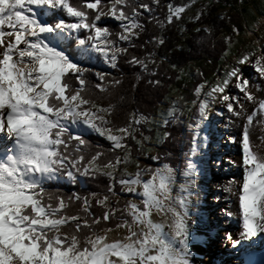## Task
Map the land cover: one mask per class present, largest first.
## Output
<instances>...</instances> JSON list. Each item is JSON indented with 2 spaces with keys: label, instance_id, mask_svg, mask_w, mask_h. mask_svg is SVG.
<instances>
[{
  "label": "snow or ice",
  "instance_id": "1",
  "mask_svg": "<svg viewBox=\"0 0 264 264\" xmlns=\"http://www.w3.org/2000/svg\"><path fill=\"white\" fill-rule=\"evenodd\" d=\"M190 6L169 3L164 19L159 20L142 0H0V264H191L187 221L198 175L194 158L205 143L200 132L210 102L221 103L241 125L235 142L241 150L236 166L242 174L222 186L224 193L236 198L238 211L220 210L228 219L236 217L239 228L235 237L225 231L224 239L233 249L243 242L247 250L254 239L264 236V83L258 86L250 81L239 67L250 66L257 80L264 82V45L234 55V64L225 66L207 92H203V84L195 86V115L188 124L191 146L180 169L183 182L176 186L175 196L171 195L174 169L169 164L157 168L137 164L133 173L121 167L130 162L127 141L141 145L135 133L147 117L133 111L125 122L114 123L112 117L119 107L114 99L97 103L85 95L89 90L109 92L121 81L106 80V73L97 72L98 82L91 84L85 78L89 70L65 50L72 48L79 58L96 53L115 68L118 57L127 52L120 42L131 45L143 28L138 19L141 10L148 13L150 22L163 26L173 18L178 20ZM60 13L62 17L57 15ZM201 15L197 10L192 19L198 21ZM102 18L117 22L118 30L113 33L101 26ZM250 27L255 29L257 24ZM196 31L202 38H211L213 29L204 26ZM231 33L238 36L239 29L232 25ZM221 39L225 45L222 56H227L235 41L232 35ZM152 42L163 41L154 36ZM126 62L148 72L154 61L148 53L146 58L131 56ZM151 71L154 74L155 70ZM229 85L239 94H228ZM178 115L173 101L160 114L161 125L175 122ZM81 125L103 137L112 155L102 159L104 153L98 149L86 156L88 142L74 131ZM256 128L260 135L253 140ZM168 136L165 131L158 139ZM147 139L142 136V140ZM61 171L73 182L76 173L104 177L106 192L83 197L73 193L68 200L47 192L44 183L56 179ZM116 185L139 202L128 199L114 227L97 230L102 220L107 223L110 216L116 218L118 209L109 199L116 195ZM93 198L103 209L102 216H93L90 211ZM69 201L79 202L77 214L67 212ZM153 213L163 220H154ZM115 230H123V234L116 231L114 237L109 236ZM248 264H264V256Z\"/></svg>",
  "mask_w": 264,
  "mask_h": 264
},
{
  "label": "trees",
  "instance_id": "2",
  "mask_svg": "<svg viewBox=\"0 0 264 264\" xmlns=\"http://www.w3.org/2000/svg\"><path fill=\"white\" fill-rule=\"evenodd\" d=\"M237 1L200 0L199 10L202 15L198 21L193 20L192 17L184 16L186 13L184 11L178 20L173 18L170 24L164 23L163 26L158 25L154 21L150 22L148 13H144L141 10V15L138 19L143 28L138 37L133 39L131 45L120 42V46L127 48V52L118 57L115 68H110L107 72H104L107 74L106 80L119 79L121 81L120 85L106 93H97L89 90L85 95H91L97 103H107L108 99H114L119 107L117 108V115H114L112 119L117 124L125 122L128 113L133 111L141 113L147 119L156 116L160 104L173 90L179 92L176 107L178 110H183L184 103H190L196 99L193 95L195 86L208 83L217 73L224 57L222 53L225 45L221 39L222 36L232 35L236 37L235 34L231 33L232 25L239 29V34L243 31V18L239 11L235 10ZM72 2L76 3L77 0H72ZM142 2L149 4L152 8L151 14L155 19L163 20L167 12V4H190L192 0H158L156 4H153L152 0H142ZM205 5H207L206 8ZM221 13L224 14L223 19L219 18ZM57 15L62 17V13ZM63 18L67 20L66 17ZM51 19L50 16V22ZM100 25L107 26L113 33L118 30L115 21L101 22ZM204 26H210L213 29L211 38H202V33L196 31L197 28ZM154 36L162 38L163 42L154 44L152 42ZM65 50L70 55H73L75 59H79L72 48L66 47ZM148 53H151L154 61L148 65V72H142L138 66L130 65L126 62L131 56L146 58ZM92 58L95 63L97 58L95 56H92ZM190 65L194 70L186 74V70ZM84 68L89 70L85 73L86 80L93 85L96 84L98 81L95 73L97 72L90 67ZM152 69L155 70L154 74L151 71ZM137 76H139V79H137ZM152 80H156L158 83H150ZM120 97H123V99L121 100ZM191 117L189 115V118ZM189 123H191L190 119L187 116L182 117L181 114L177 116L175 122H169L167 125L162 126L161 136H163L165 131L169 133V136L155 144L154 155L159 157V160L154 161L155 166L159 167L162 163H167L170 167L177 169V166L185 160V156L191 146L192 133L188 129ZM147 128V125L145 126L143 123L138 126V131L135 133L137 140H141L143 135H153L155 130ZM80 135L88 142V148L85 152L86 156L98 149L104 153L102 159H107L112 155V153L107 151L109 144L103 137L94 133ZM127 143L130 146V158L134 159L141 155L144 150L142 145L138 147L130 139ZM73 144H75V141H73ZM155 166L151 168H155ZM77 175L79 174L77 173ZM82 178V186L76 182L68 184L45 182L44 188L47 192L59 194L66 200L73 193L83 197L92 192H106V178ZM114 191L116 195L110 196L109 199L111 206L118 209L116 218L113 219L110 216L107 223L102 220L97 226V230L105 227H114L123 216L122 210L127 201L117 196L120 193L119 185H116ZM79 211V202L72 203L69 201L67 212L69 214H77ZM90 211L93 216H102L103 209L96 206L95 198L91 201Z\"/></svg>",
  "mask_w": 264,
  "mask_h": 264
},
{
  "label": "rangeland",
  "instance_id": "3",
  "mask_svg": "<svg viewBox=\"0 0 264 264\" xmlns=\"http://www.w3.org/2000/svg\"><path fill=\"white\" fill-rule=\"evenodd\" d=\"M199 3L200 0H192V2L190 3L191 6L187 8V10H185L186 13L184 14V16L193 17V15L196 14L197 10L200 9ZM235 10H238L243 18V31L238 36L233 37V40L235 42L232 44L229 54L223 57L219 69L217 73L213 76V78L208 83L204 84L203 92H207L208 88L213 83H215L219 77L222 76L225 71L226 65L232 66L234 64V55L238 56L242 52L251 51L252 49L258 48L259 45H264V0H238L235 5ZM105 21L114 20H112L111 18H102L99 23H103ZM253 23L257 24V27L255 29H252L250 27ZM249 31L251 32V35L248 34ZM92 56H95L97 58V61L95 63ZM77 60L80 63L81 67H90L95 72L104 73L111 68L107 64H105L103 58H101L96 53H92L85 58H79ZM239 67L243 74L248 77L250 81L256 75V73L251 69L250 66L241 65ZM193 70L194 69L191 65L188 66L186 74L191 73ZM227 92L230 95L239 94L238 91L232 85H229ZM200 98H204L203 95H201ZM178 99L179 92L177 90H173L160 104V107L157 110V115L148 118L147 121L143 123L145 126L147 125V129L153 128L155 132L153 133V135H143V137H148L147 140H142L141 138V145L144 147V150L142 151L140 156L134 159L130 158L132 160H130L127 165H121V167L126 168L129 173H133L136 171L137 164H139L141 168H151L155 166L154 160H152L151 157L154 155L155 144L160 141V139L158 138L162 137V125L160 122V114H163L167 110V108L172 105V102H177ZM183 106V110H178V108L176 107L179 112V115L182 114V117L187 116V118L190 119V121L192 122L193 117L195 115V105H193L192 102H187L184 103ZM224 114H226V109L221 103H209L207 119L202 125V131L200 132L201 137H206L205 143L194 158V162L198 165V175L195 178L196 187L193 189V195L191 196L189 201L190 215L187 221L190 232L189 245L191 243H195L198 240V235L202 234V230L208 229L209 227H211L212 224V220L208 211V207L211 202L209 199V187L212 181V176L210 173L212 161V146L210 144V140L212 134L216 132L219 128ZM189 115H191L192 117L189 118ZM74 131L78 134H84L88 132L92 133L91 130L85 129L83 125L75 129ZM184 162L185 160H183V162L177 166V169L173 168L174 173L171 193L172 196L176 195V186L183 182L182 177L180 176V169L184 166ZM155 168H157V166H155ZM60 174L63 175V173ZM61 175L58 174L56 180H62V178H60ZM147 175L148 174L145 173L143 178L146 179ZM54 180H49L46 182H51ZM117 196L123 198L126 201L131 198L133 199V202H139L134 196L130 197L128 194L122 193L121 190L120 193L117 194ZM153 219L159 221L163 220V217L153 213ZM167 230V227H165V231ZM214 230H217V228H215ZM116 231H119L121 235L123 234V230H115L109 233V236L114 237L116 235ZM197 264L206 263L203 259L200 258L197 260Z\"/></svg>",
  "mask_w": 264,
  "mask_h": 264
},
{
  "label": "bare ground",
  "instance_id": "4",
  "mask_svg": "<svg viewBox=\"0 0 264 264\" xmlns=\"http://www.w3.org/2000/svg\"><path fill=\"white\" fill-rule=\"evenodd\" d=\"M251 81H255L259 86L261 82L257 80V74ZM227 125V126H226ZM241 131L240 122L232 118L229 113L224 114L219 128L211 136L210 144L212 146V161L210 173L212 181L209 187L210 204L208 211L212 220L211 227L202 230L198 235V240L189 245L192 256L191 264H197L198 259H203L207 264H248V261H258L264 256V245L261 241L264 236L254 239L253 244L245 250V243H241L236 249H233L224 239L225 231L232 233L235 237L239 225L236 217L228 219L221 213L222 208L238 211L237 201L222 191V186L227 181L238 180L241 176V170L236 166L241 157V150L238 143L235 142ZM260 135L258 128L253 129L252 139L255 140ZM232 142H229V138ZM232 161V163H229ZM219 197V199H216ZM217 228V230H214ZM199 262V261H198Z\"/></svg>",
  "mask_w": 264,
  "mask_h": 264
},
{
  "label": "crops",
  "instance_id": "5",
  "mask_svg": "<svg viewBox=\"0 0 264 264\" xmlns=\"http://www.w3.org/2000/svg\"><path fill=\"white\" fill-rule=\"evenodd\" d=\"M88 133H90V132H88ZM88 133H84V134H88ZM92 133H94V132H92ZM94 134H96V133H94ZM60 173H63V171L58 172L57 175H58V174L61 175ZM117 174H118V173H117ZM60 178H62V180H56V179H55L54 181H51V182H54V183H63V184L74 183L73 181H71V180H70L68 177H66V176L61 175ZM75 182H76V183H79V184L82 186L83 178H82L81 176L77 175V173H76V180H75Z\"/></svg>",
  "mask_w": 264,
  "mask_h": 264
}]
</instances>
